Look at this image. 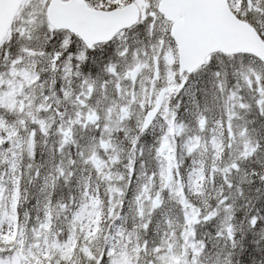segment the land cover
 Returning a JSON list of instances; mask_svg holds the SVG:
<instances>
[{
	"label": "snow or ice",
	"instance_id": "6c2138e0",
	"mask_svg": "<svg viewBox=\"0 0 264 264\" xmlns=\"http://www.w3.org/2000/svg\"><path fill=\"white\" fill-rule=\"evenodd\" d=\"M0 264H264V0H0Z\"/></svg>",
	"mask_w": 264,
	"mask_h": 264
}]
</instances>
